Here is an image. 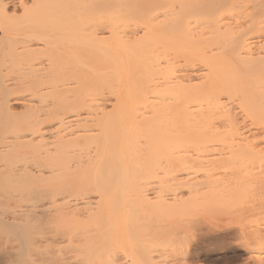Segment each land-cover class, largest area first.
<instances>
[{
  "label": "bare ground",
  "instance_id": "bare-ground-1",
  "mask_svg": "<svg viewBox=\"0 0 264 264\" xmlns=\"http://www.w3.org/2000/svg\"><path fill=\"white\" fill-rule=\"evenodd\" d=\"M0 31V264H156L164 212L263 182L264 0H0Z\"/></svg>",
  "mask_w": 264,
  "mask_h": 264
},
{
  "label": "rangeland",
  "instance_id": "rangeland-1",
  "mask_svg": "<svg viewBox=\"0 0 264 264\" xmlns=\"http://www.w3.org/2000/svg\"><path fill=\"white\" fill-rule=\"evenodd\" d=\"M0 35H1V31H0ZM233 166H234V169H233ZM233 166L231 164L229 166L231 169H229V168H228L229 170L223 169L224 170L223 172L221 171L219 175H215L216 179H219V181L222 184L228 183V182H224L227 180H230V182H231V179L235 178V176H234L235 174H236V177L239 179V177L237 175H240V173L241 174L244 173V171H241V170H243V166L240 165V167H242V168H237V167H239L237 165H236V167H235V165H233ZM218 173L219 172H217V174ZM244 175H245V173L242 176H244ZM230 176H232V177H230ZM218 177H220V178H218ZM245 177L246 176H244V178ZM202 178H205V177H202ZM202 178L201 179L199 178V179L203 180ZM244 178H241L242 180L240 182L248 180V181H251L253 183V185H256V186L252 187L253 186L252 183H250L248 181L243 182V184H245V183L248 184V185H246V184L244 185V186H247V188H244V186L242 188L245 191L244 193H246L245 195H243L244 193L241 192L242 189L238 187L237 181H239V180L237 179L234 182L238 188H235L236 186H234V188H235L234 190L230 189V190H232V192L234 191L233 192L234 194H232L231 192L229 193V191L225 192L227 190L222 191L219 189H217V191L218 190H219V192L221 191L220 194H218L219 192H217L216 189L213 191L214 193L216 191L217 194L213 193L212 199H211V196H209V195H206V197H205V194H201L197 197L198 198V200H196L198 202V203L196 202L198 204L197 206L195 205V206H193V208L189 207L188 208L189 210L186 209L188 212H186V210H184V211L181 210L183 213H181L180 211H177L178 214L175 212L176 215L173 212H171L170 215L165 214L164 209H163L164 206H162L161 203L157 202V200L159 201V199H157V198H155V196L151 195L152 201H154V204H153L154 210H156V211L161 210L160 213H157V215L163 214V212H164V214H165V215L163 214L164 220H162V221H165L166 223L169 222L168 223L169 225L165 223V225H167V227H166L163 224V222L161 221V219L159 222L158 219L155 220L154 217H151L152 218L151 221L153 222V219H154L156 224L150 223V224H152L151 227L148 226V227H150V229H148V227L146 228L147 230H150V232L149 231L147 232V230H146V233L147 234L150 233V236L154 237L155 240H153L152 238L146 239V236L150 237L149 235L146 234V236H144L146 241L142 240V245H143L142 249L145 251L149 250L150 252L153 250L151 253H152V256L155 255L153 257L154 259H157V257L160 256V258L157 259L156 264H162L163 262L165 264H167V263L173 264L175 261H176L175 264H257L256 261H253L255 259V257L251 258V255L253 256L256 251L264 252V234H262V232L264 233V193H263V191H264L263 190L264 189V180H263V182H260V186H259V184H257L259 182H253L252 179L248 178V176H247V179H244ZM215 182H218V180ZM234 182H231V183H234ZM240 184H239V186H240ZM250 184L252 186H249ZM257 185L259 187H257ZM251 189H253L254 191L261 189L257 192L258 196L261 195V197H258L257 194H255V196L253 197L254 191L251 192L252 191ZM183 192H184L183 193L184 197L189 196V195H187L189 193L188 191L186 192V190H184ZM235 192H238V193L235 195ZM250 192L253 195H251ZM226 193H228V195L229 194H231V195L227 196ZM206 194H208V193L206 192ZM209 194L211 195V191ZM224 194H226V195H224ZM220 197L223 198L225 201L223 199H220ZM230 197H232V198L230 199ZM165 198L171 199L170 195H168ZM208 198H210V199H208ZM214 198H215L216 202H213ZM217 198H219V199L217 200ZM227 199H228V201H227ZM215 203H217V204H215ZM227 205H231V206L228 207ZM146 207H145V209H143L145 211L142 210V213H143L142 216H144V218L145 217L149 218L148 215H151V214H152V216L155 215L152 213L153 210H151L152 205L150 206L151 208H149V209H148V206H146ZM146 209H148V211L150 210L149 211L150 214L148 211H146ZM209 209H210V211H209ZM211 209H213V211ZM228 209H230V211ZM192 210H195V211L189 212ZM216 212H217V214H216ZM145 213L147 214V216ZM182 217L184 220L182 219ZM156 218H158V217H156ZM178 219L180 220V222H178L179 221ZM195 219L196 220L198 219V220L196 221ZM179 223L180 224L182 223V225H180ZM192 223H193V225H192ZM198 224H199V226H198ZM179 225L182 227H180ZM184 225L187 227H185ZM172 227L174 230L172 229ZM252 227H253V229H252ZM256 227H258L259 229L257 230ZM254 228L257 231H255ZM171 229H172V231H170ZM185 229H186V231H185ZM151 231L154 233L153 236L151 235ZM257 233H259V234H257ZM258 235L259 236L262 235V236L259 237ZM169 236H170V239H168ZM254 237L259 239V246L256 243V242H258L257 241L258 239L254 238ZM252 238L255 240L254 242H253ZM255 245H257V246H255ZM157 247H158V249H157ZM154 250H156L158 252L160 250L163 251V253L166 254V258L167 259L169 258L168 261H165V260H167V259H165V257L163 258V256H161V255L158 256V253L156 254L155 253L156 251H154ZM150 252H149V254H150ZM160 253L161 252H159V254ZM168 253H169V255H167ZM165 254H162V255L165 256ZM161 258L163 259V261H161L162 260ZM154 259H152V260L156 261Z\"/></svg>",
  "mask_w": 264,
  "mask_h": 264
}]
</instances>
